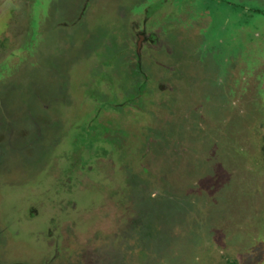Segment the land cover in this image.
I'll list each match as a JSON object with an SVG mask.
<instances>
[{"label":"rangeland","instance_id":"1","mask_svg":"<svg viewBox=\"0 0 264 264\" xmlns=\"http://www.w3.org/2000/svg\"><path fill=\"white\" fill-rule=\"evenodd\" d=\"M85 2L0 0V264H264V0ZM136 22L153 117L59 115L131 86Z\"/></svg>","mask_w":264,"mask_h":264},{"label":"trees","instance_id":"2","mask_svg":"<svg viewBox=\"0 0 264 264\" xmlns=\"http://www.w3.org/2000/svg\"><path fill=\"white\" fill-rule=\"evenodd\" d=\"M85 4L86 5L80 11L77 17V20H80L84 17L85 12L87 11V7L89 5V0H86ZM148 16L149 15L147 14L145 15L143 14L144 18L143 19L141 17L139 18L143 21L146 20L148 21ZM131 34L135 35L136 37L146 34L145 28L140 22L139 23L136 22L135 24H133V29ZM133 52H134V58H133V54H131L130 55L131 65L130 68L127 69L128 71H126L128 73V76H130L131 86L126 87L124 81H118L120 85L116 86L115 83L106 80L107 84H109V88L106 86L102 87L101 85H98L99 83H101V81L97 79V76L93 75V77L91 76L89 82L95 83L96 86L94 90L90 91L84 87L85 85L83 83H79L78 80L74 78L73 74L71 75L69 74L65 82L66 91L63 93V97L60 98V105L58 106L57 113L59 115L64 114V110H67L68 112L71 113L73 110L75 111L73 107L76 108L79 106V108H81L85 104V102H94L95 113L98 106L97 116H101L102 120H106L107 122H109L108 126H111L112 128L116 129L117 132H121L122 135L125 134L126 128L130 127L129 119L135 120V122H137L139 126L142 125L140 124L141 121L140 117L144 119L143 116L145 117L146 113H150L146 110L144 99L148 100L149 105L152 104L150 103L151 101L150 91L152 90L151 87L148 90L147 95L146 94L144 95V91L146 90L145 85L147 83V80L149 82L150 80H152V77L150 76V80L147 78L146 76L147 72L142 62V56L138 52L136 46ZM86 80H88V76L86 77ZM149 83H151V81ZM112 84H114L115 86H111ZM99 87L102 88L100 89ZM158 87L160 93V91H162L165 87L162 80H160V82L158 83ZM91 94H95L96 96H98V98H102L101 102L96 103L94 98L90 96ZM110 97L113 100L111 102H106L103 105L102 104V102L104 101L103 99ZM53 125H55V123H53ZM106 135L107 133L102 135L101 141L108 143L109 139L106 137ZM262 152L264 154V137L262 144ZM55 156L59 157L62 155L56 154ZM185 201H190V200L185 198ZM8 264H30V263L10 262ZM230 264H234V263H230Z\"/></svg>","mask_w":264,"mask_h":264},{"label":"flooded vegetation","instance_id":"3","mask_svg":"<svg viewBox=\"0 0 264 264\" xmlns=\"http://www.w3.org/2000/svg\"><path fill=\"white\" fill-rule=\"evenodd\" d=\"M147 15H149L148 13H147ZM149 17V16H148ZM148 32H150L152 35H149L148 33H147V29H145V33L146 34H143V35H140V40L138 41V43H137V50H138V48H139V52H140V45H141V39L143 38L144 39V41H146V43L148 44V47H152V49H156V48H158V53H160L161 52V49H162V45H160L159 44V42L161 41V40H163V36H162V32H160L159 30L157 31V30H154V31H148ZM159 39H161V40H159ZM160 64H162V63H160ZM163 65V64H162ZM146 69V72H147V74H146V76H147V78H149V80H150V76H149V72L150 71H148V69L147 68H145ZM169 80L171 81L172 80V77L171 78H169ZM172 83V82H171ZM150 88H148V90H149ZM161 100H162V103H164L163 105H158V106H155L156 108H157V110H160V111H162V112H164V110H163V106L165 105V102H164V100H163V97H161L160 98ZM148 101V100H147ZM156 110V111H157ZM149 112V111H148ZM157 116H159L158 114H156ZM148 119H149V117L151 116V117H153L152 116V114H151V108H150V113H146V115H145ZM153 125H154V123H153ZM146 127V126H145ZM151 127H149V129H150ZM189 196H186L185 198L187 199ZM191 202V201H190ZM175 212H177V211H175ZM180 212V211H179ZM8 264V263H7Z\"/></svg>","mask_w":264,"mask_h":264},{"label":"water","instance_id":"4","mask_svg":"<svg viewBox=\"0 0 264 264\" xmlns=\"http://www.w3.org/2000/svg\"><path fill=\"white\" fill-rule=\"evenodd\" d=\"M138 52H139V48H138Z\"/></svg>","mask_w":264,"mask_h":264}]
</instances>
